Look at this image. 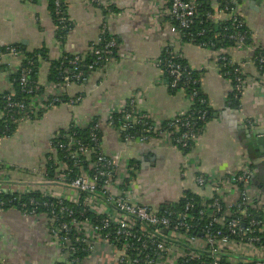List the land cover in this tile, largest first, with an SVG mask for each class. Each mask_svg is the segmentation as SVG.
<instances>
[{
  "label": "crops",
  "instance_id": "obj_1",
  "mask_svg": "<svg viewBox=\"0 0 264 264\" xmlns=\"http://www.w3.org/2000/svg\"><path fill=\"white\" fill-rule=\"evenodd\" d=\"M189 1L196 5L204 1L212 14L218 15L214 19L218 24L228 18L219 13L220 0ZM232 2H237L250 32V50H234L230 45L203 48L182 41L171 33L165 20L169 18L165 0H65L70 26L62 41L57 38L58 26L49 12V0H0V48L17 46L28 53L45 54L46 60L39 64V82H44L47 93L82 99L74 106L62 103L40 119L16 127L9 138L0 140L1 161L15 166L16 173H20L19 168L38 167L46 154H52L50 142L60 131L76 123L96 121L104 133L103 152L130 165L135 162V192L154 212L177 203L184 191L202 199L210 197V184H195L198 175L216 181L238 173L247 162L264 165V141L258 143L264 134L254 133L264 131V72L252 61L256 50L264 48V0ZM106 33L116 42V49L104 67L87 70L84 81L50 86L47 75L51 61L74 56L84 64ZM169 49L200 73V90L214 114L187 154L167 139L124 142L109 125L111 111L137 94L139 111L156 122L187 113L190 100L185 92H172L158 83L163 73L157 64ZM222 55L242 66L246 80L241 92L237 93L233 80L221 73L218 60ZM7 60L0 64V97L12 88L11 75L19 68L16 59ZM232 96L239 103L237 109L231 107ZM249 121L257 124L250 126ZM253 177V182L263 185H256V189L264 193V176L254 173ZM50 240L43 218L23 216L14 209L0 213L1 264H57L60 254ZM99 248L101 257L97 254V259H86L83 264H112L111 252ZM231 250L240 253L237 248Z\"/></svg>",
  "mask_w": 264,
  "mask_h": 264
},
{
  "label": "built area",
  "instance_id": "obj_2",
  "mask_svg": "<svg viewBox=\"0 0 264 264\" xmlns=\"http://www.w3.org/2000/svg\"><path fill=\"white\" fill-rule=\"evenodd\" d=\"M90 1L98 2V0ZM165 1L169 16L167 24L171 33L181 40H186L187 34L185 33L193 24L197 5L184 0ZM228 1L223 0L224 5L219 13L227 14L228 18L225 22H231V27L236 31L229 37L234 43L233 48L239 51L250 50L251 48L246 44V33L240 31V29L246 28V25L240 20L238 5L232 8ZM59 3V0L55 1L57 16L62 13ZM63 3L65 4V0ZM205 16L212 21L218 18V15L212 14V12L206 13ZM58 23L59 30L67 31L69 29L67 18L59 16ZM115 49L116 42L114 40L110 39L105 42L101 51L94 50L96 60L91 65H86V69L94 70L99 65L104 67L110 61ZM255 55L258 64L264 66V48H260ZM8 58L16 59L20 66L23 55L13 47H6L0 51V64L7 63ZM174 58H180V56L174 54ZM81 62L78 57L70 60L69 64L73 67L72 76H64L63 81L56 86L84 81V74L81 71V68L84 69V64ZM218 62L223 63L222 68L234 67L227 74L232 77L237 93L241 92L246 80L242 66L234 64L223 55ZM157 65L159 66V63ZM167 68L173 79L167 82L162 75L158 83L174 90L183 80L184 72L176 64H170ZM29 72L30 70L27 68L20 70L19 84L27 94L34 95L32 111L26 115L25 104L21 101H14L10 89L9 92L1 96L5 105L0 108V124L4 118L13 119L16 115L13 123L18 127L27 121L31 122V114L35 116L40 114L42 117L53 107L62 104L60 97L63 94L47 93L44 82L25 89ZM40 86L44 87L42 93H39ZM189 94L185 93L191 106L193 105L192 100L199 93L192 89ZM81 101V98H75L70 99L68 103L74 106ZM139 101L140 94H137L127 103H120L117 108L111 111L109 125L116 130L118 137L124 142L138 140L147 143L157 138L167 139L181 150L188 147L189 141L194 143L196 136L190 117L182 119L183 115H176L168 121L159 123L139 111L136 105ZM115 114L121 117L119 127H114L111 122L112 115ZM148 121L151 124H148ZM166 122L167 124L164 125ZM90 123L92 122L89 121ZM141 123L144 124L142 132L137 136L130 135L129 130ZM89 124L76 123L73 126L83 128ZM248 124L255 126L257 123L249 121ZM95 128H101L98 122H96ZM181 129L184 131L180 132ZM6 138L9 137L5 136L2 139ZM52 140L50 142L52 154H55L56 147L66 151L62 162L55 158L56 170L52 175L46 169L45 161L38 167L24 170L19 168L20 173H16L15 166H8L0 159V197L9 198L7 202L0 199V213L3 212L4 206L10 207L14 201L19 203L23 197L34 192L47 200H55L60 208L58 213L51 212L50 217L49 215H38V202L32 198L28 205L22 203L18 207L20 209L12 206L10 209L18 211L23 216H40L47 219L50 243L60 254L61 261L58 263L83 264V261L69 260V254L75 250L71 246L68 236V232L73 228L79 236L75 240L84 243L89 251L87 260L101 257L102 253L98 254L99 247H101L102 250L111 252L112 264H175L180 260L193 261L196 264H264V241L262 242L261 238L264 232V223L257 221L254 216L264 206V193L252 185L255 171L251 167V162L244 164L238 173L220 177L216 181L200 175L194 178L197 186L210 184L213 190L210 197L202 200V209L198 211L197 219H195L187 212L193 208L191 202H187L185 209L179 214L174 209L166 208H163L160 213L154 212L151 207L145 204L144 198H140L135 192V168L132 165L104 153L102 149L95 152L94 148L82 144H77L73 149V145L59 141L54 143ZM98 140L96 135H91V141L95 146L98 145ZM49 159L51 160V157ZM68 161L72 162V167L80 169L81 173L75 179L69 178L72 170L69 169ZM82 164L86 168H81ZM226 190L234 195L227 194ZM187 193L188 191H184L182 198ZM186 200L190 199L186 198ZM209 200H212L211 204H207ZM64 202L84 208V220L78 221L74 211L66 205H61ZM29 206L30 208H28ZM86 213L95 216L99 222L91 221ZM59 219L68 221L56 224V220ZM196 220L204 222L205 226H200ZM227 232L233 238L228 237ZM256 233L257 235H255ZM231 248H237L240 253L235 254L233 250L229 251ZM261 258L262 261L253 260Z\"/></svg>",
  "mask_w": 264,
  "mask_h": 264
},
{
  "label": "trees",
  "instance_id": "obj_3",
  "mask_svg": "<svg viewBox=\"0 0 264 264\" xmlns=\"http://www.w3.org/2000/svg\"><path fill=\"white\" fill-rule=\"evenodd\" d=\"M35 1V0H34ZM55 1L56 0H49V12L51 14V17L53 19V21L57 24L58 26V33H57V38L59 41L64 40L65 35L67 33V31H62L59 30V23H58V17L62 16L66 18V14H65V4L63 3L64 0H59V9L60 11H62L61 15L57 16L55 14ZM184 1H189V0H184ZM220 4L224 5L223 0H220ZM228 4L230 7L234 8L237 5V2H232L231 0L228 1ZM196 17L193 21V24L191 25L190 29L187 30V32L185 34H187V39L186 40H182L185 42H190L196 46L199 47H203V48H214L216 46L217 47H227V46H233L234 43L233 41L230 40V36L232 34H234L236 31L233 30V28L231 27V22L227 21V22H221V23H216L212 20H210L209 18H207L205 16L206 13H211L212 9L210 8L209 5H207L204 1H199V5L196 6ZM240 16V15H239ZM169 18H166L165 20L168 21ZM240 20L243 21L241 19L240 16ZM240 31L245 32L246 36H247V40H246V44L247 45H251V40H250V32L247 29V27L240 29ZM108 40H110V36L106 33L104 34V36H102V41L100 44L94 46L95 50H102L104 47L105 42H107ZM224 41V42H223ZM13 48H15L18 52H20L23 55V60L20 62V66L18 68V70H16L15 72H13V74L11 75V84H12V88L11 91L13 93V100L14 101H21L25 104L26 109L25 112L26 115L29 114V112L32 111L33 109V98L34 95L32 94H27L24 91V88H22V86H20L19 84V78H20V70L23 68H27L30 70L29 74L27 75V86L25 89L30 88L32 85L34 84H39V69H40V63L41 61L46 60L45 58V54H38L36 53H28L26 51H24L23 49L17 47V46H12ZM6 47L0 48V51L4 50ZM260 49H258L256 52H258ZM75 57L74 56H65L59 60L56 61H51L50 62V66L48 69V81H50L51 83L54 84H58L61 83L63 81L64 76H72V69L73 67L69 64L70 60H73ZM228 59V58H227ZM96 60V56L92 53V55L90 54L87 59L85 60L84 63V67L86 65H91L94 61ZM255 63L256 68L258 69L259 72H264V66H261L260 64H258V60L256 58V55L253 57L252 60ZM170 64H176L179 65L181 67V69L184 72L183 75V80H181V82L179 83V86L177 88H175L174 90H171L172 92H176L178 90H182L185 91V93L187 95H190L189 93L191 92L192 89H195L198 91V96L192 100L193 105L190 106V109L187 111V113H185L183 115L182 119H185L187 117H190V120L193 124V129H194V133L195 136H200L202 134V132L204 131V127L206 126V124L214 117L213 112L211 111L209 105L207 104L206 98L205 96L202 94L201 90H200V73L196 72L194 70H192L189 66V64L187 63L186 60H184L183 58H174V55L172 54V51L169 49V51H166L162 54L160 60H159V67L162 70V73L164 75V78L166 79L167 82L171 81L173 78L170 77L169 75V69L167 68L168 65ZM220 64V68H221V73L224 75V77L230 78L232 79V77L230 75H228L227 73L230 71V69H233L234 67H230V68H222V64L223 63H219ZM100 66V65H99ZM99 66H97L96 68H98ZM81 71L84 74V78L87 74V69H83L81 68ZM44 92V87L40 86V91L39 93ZM60 100L62 103H68L69 102V98L61 95ZM230 101L232 102V108L237 109L238 108V101L237 98L235 96L230 97ZM5 105V101L2 99V97H0V108H2ZM16 117V115H15ZM14 117V118H15ZM41 115H34L31 114V121L34 120H38L40 119ZM13 118V119H14ZM13 119L11 118H4L2 120V123L0 124V140L7 136L10 137L13 132L16 129V124L13 123ZM120 121H121V117L117 114L112 115V124L114 125V127H119L120 126ZM96 121H93L92 123H90L87 126H84L83 128L80 127H76V126H71L70 128L67 129V131H60L52 140L54 143H56L57 141L65 143V144H70L72 146V148L74 149L77 144H82L84 146H87L89 148H94L93 151L97 152L99 151V149H102L101 147V141H102V137L104 135L103 131L101 128H95V124ZM148 124H151L150 121H148ZM166 123H164V125H166ZM144 128V124H139V125H135L131 128V130H129L130 135H134L137 136L139 133L142 132ZM180 129V128H179ZM184 130H180V132H183ZM94 134L98 137V147L95 146L93 144V142L91 141V135ZM178 134V133H177ZM176 134V135H177ZM195 142V141H194ZM194 143L192 141L188 142V147L182 149V151L187 154L190 153L193 149ZM100 147V148H99ZM66 155V151L63 149H58L56 147V152L55 154H46L45 158V164H46V169L49 171V174L52 175L55 172V166H54V162L56 161L55 158L58 161L62 162V159L65 157ZM49 157H51V160L49 159ZM53 158V160H52ZM69 163V169H71L72 171L70 172L69 178L70 179H75L76 177H78V175L81 173L79 167H72L71 165V161H68ZM135 162H132V164H134ZM131 164V165H132ZM81 168H86L84 166V164H82L80 166ZM252 168H254V166L251 165ZM255 177V176H254ZM252 178V182L253 179ZM252 183L253 186L257 187L256 185L260 186L261 188H263V185L260 182ZM33 199L35 202H38V215L40 216H45V215H49L50 217V213L51 212H55L58 213V210L60 208V205L58 206V203L54 200H47L45 198H42L41 195H39L38 193H32L31 195L27 196V197H23L19 203H17L16 201L11 203V206L17 209L20 204L25 203L28 205L29 200ZM186 198L188 199H192L193 201L190 200H186ZM0 199H2L3 201L7 202L8 201V197L6 196H1ZM202 198L192 192H189L187 194H185L184 198H180V200L173 204V205H165V207L168 210H176L177 214H179V212H182L185 209V205L187 204V202H191L193 203V208L189 209L187 212L190 216L195 217V219H197V215H198V211L201 208V202H202ZM47 203L48 205L45 206L44 204ZM212 200L207 201V204H211ZM61 205L63 206H68V208L72 211L75 212V217L78 221H82L84 220V208H81V206H75L73 204H69V203H61ZM11 206H4V210H11ZM30 208V206L28 207ZM250 210V209H249ZM162 210L159 211V213ZM252 212H254L252 210ZM223 214V213H222ZM38 216V217H40ZM86 216L91 219V221H93L94 223L99 222L98 219L95 218V216L87 214ZM255 218L257 219V221H261L264 223V212L262 211V209L260 211L257 212V214L254 215ZM43 218V217H40ZM46 222V228H49V222L47 221V219L43 218ZM228 220V219H227ZM63 221H68V220H64V219H59L58 221L56 220V224L57 222H63ZM197 222H199L198 220H196ZM226 221V220H225ZM200 226H205L204 222H199ZM99 224V223H97ZM259 230V229H258ZM226 231V230H225ZM63 234V233H61ZM226 235L230 238H233V236L227 232ZM257 235V233L255 234ZM68 236L70 238V242H71V246L75 249L73 251V253L69 254V260H79V261H84L88 255H89V251L87 250V247L84 243H82L81 241H76L75 238L79 237L76 230L71 228L70 231L68 232ZM262 238V242L264 241V232L261 235ZM148 254H150L151 252H147ZM143 258V257H142ZM1 264V263H0ZM57 264H62V263H57ZM64 264V263H63ZM175 264H196V262L193 261H177ZM226 264V263H223Z\"/></svg>",
  "mask_w": 264,
  "mask_h": 264
},
{
  "label": "water",
  "instance_id": "obj_4",
  "mask_svg": "<svg viewBox=\"0 0 264 264\" xmlns=\"http://www.w3.org/2000/svg\"><path fill=\"white\" fill-rule=\"evenodd\" d=\"M251 6H252V4H251ZM255 134H264V131H255L254 132ZM264 141V139H261V140H259L258 141V143H261V142H263ZM254 163V162H253ZM254 166H255V173H256V175H260V176H264V165H257V164H254Z\"/></svg>",
  "mask_w": 264,
  "mask_h": 264
}]
</instances>
